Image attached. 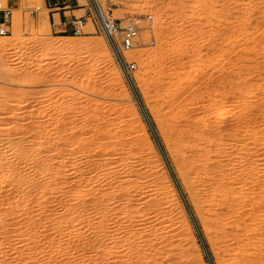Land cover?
Returning a JSON list of instances; mask_svg holds the SVG:
<instances>
[{
  "label": "rangeland",
  "instance_id": "374dc122",
  "mask_svg": "<svg viewBox=\"0 0 264 264\" xmlns=\"http://www.w3.org/2000/svg\"><path fill=\"white\" fill-rule=\"evenodd\" d=\"M2 2L0 264H264V0H103L139 27L129 72L94 14L75 36Z\"/></svg>",
  "mask_w": 264,
  "mask_h": 264
},
{
  "label": "bare ground",
  "instance_id": "6f19581e",
  "mask_svg": "<svg viewBox=\"0 0 264 264\" xmlns=\"http://www.w3.org/2000/svg\"><path fill=\"white\" fill-rule=\"evenodd\" d=\"M81 1H82V2H81L82 5H85V4L88 3V2L92 4V6H93V8H94V10H95V14H96L97 17H98V20H99V22H100V24H101V27H102L103 31L105 32V34H106V36L108 37V39H109L110 43L112 44V46H114V44H115V35H116V34H115V32H113V36H111L110 33H109V30H108V29L106 28V26H105V23H104V22H107V21H108V18H107V16H106L105 13H104V9H105V8H104V6H103V0H81ZM37 7H38V9L40 8L39 6H37ZM37 7H36V8H37ZM32 9H33V8H32ZM40 9H41V8H40ZM39 13H41V15L45 16V17H43V18L40 19V23H42V24H44V25H48L49 21H48V18L46 17V16H47V15H46V11L43 10V11H41V12H39ZM42 24L40 25V27L42 26ZM87 24H88L89 27H92V24H91L90 21H89ZM36 27H37V26H36ZM257 40H258V39H257ZM0 43H1V41H0ZM2 43H3V42H2ZM55 44H56V43H55ZM55 44L53 45L55 48H57L58 46H60V47H61V46H64L63 44L61 45V44H59V43L57 44V46H55ZM257 44H258V43H257ZM259 46H260V44H259ZM60 47H59V48H60ZM75 47H76V46H75ZM75 47H74V48H75ZM259 48H260V47H259ZM130 51H131V50L125 51L124 54H123V55L120 54V56H119V54H118V58H119V60L121 61L122 64L124 63V61H128V60L134 55V53H133L132 51H131V52H130ZM230 51H231V50H230ZM233 59H234V58H233ZM247 59H248V58H247ZM123 60H124V61H123ZM248 61H249V59H248ZM248 61H247V62H248ZM228 62H230V61H228ZM232 63H233V61H232ZM229 64H230V63H229ZM254 64H255V63H254ZM254 64H253V65H254ZM123 65H124V64H123ZM243 65H244V64H243ZM228 66H229V65H228ZM245 66H246V65H245ZM122 67H123V66H122ZM230 67H231V66H230ZM230 67H229V68H230ZM229 68H228V70H229ZM235 68H236V67H235ZM245 68H247V67H245ZM248 68H249V67H248ZM123 70H124V69H123ZM225 70H226V71H224V73L228 71L227 69H225ZM230 70H233V69H230ZM241 70H243V69H241ZM241 70H239L240 73L238 74V76H241V75H242V74H241ZM214 71H215V70H214ZM218 71H219V69H218ZM221 71H222V70H221ZM233 71H234V70H233ZM233 71H231V72L233 73ZM234 72H236V71H234ZM260 72H261V71H260ZM224 73H223V74H224ZM228 73L230 74V72H228ZM242 73H244V71H242ZM223 74H222V75H223ZM226 74H227V73H226ZM229 74H228V76H229ZM240 74H241V75H240ZM244 74H245V73H244ZM127 75H128V74H127ZM232 75H236V73H234V74H232ZM245 75H246V74H245ZM213 77H214V76H213ZM224 77H225V76H224ZM231 77H233V76H231ZM229 78H230V77H229ZM127 79H128V81H129V83L133 86V83H134L133 76L128 75V76H127ZM218 79H219V78H218ZM221 79H222V78H221ZM222 80H223V79H222ZM245 81H246V80H245ZM134 85H135V84H134ZM134 90H135V89H134ZM223 101H224V100H223ZM217 105H218V104H217ZM207 106H208V105H207ZM223 107H225V105L222 106V107L220 106V109H217V110H221ZM226 108H227V107H226ZM223 109H225V108H223ZM228 109H229V108H228ZM228 109H226V110H228ZM144 110H145V109H144ZM211 110H213V109L211 108ZM229 110H230V109H229ZM214 111H215V110H214ZM214 111H212V112H214ZM223 111H224V110H223ZM231 111H232V110H231ZM231 111H229V112H231ZM215 112H216V111H215ZM221 112H222V111H221ZM221 112L218 111L217 113L220 114ZM229 112H228V111L226 112L227 115H223V112H222V116H220V117L218 116V117H217V118H219V119H217V120H218V121L220 120L219 122H220L221 124H220L219 122H218V123H215V125H214L213 123H210L211 126L208 124V125L210 126V129H208V130L216 131V132H217V135H219L218 132H222V131H226V130H228V129H226L227 126H225V124L228 122L227 119H228L229 115H231L230 118H233L232 114L229 113ZM219 114H218V115H219ZM224 114H225V111H224ZM228 114H229V115H228ZM208 116H209V115H208ZM240 116H242V115H240ZM243 116H244V115H243ZM243 116H242V117H243ZM209 118H210V117H209ZM238 118H239V117H238ZM240 118H241V117H240ZM248 118H249V117H248ZM241 119H242V118H241ZM207 120H208V118H207ZM212 120H213V119H212ZM230 120H231V119H230ZM248 120H249V119H248ZM238 121H239V120H238ZM242 121H244V120L242 119ZM212 124H213V125H212ZM85 125H86V124H85ZM87 125H88V124H87ZM237 125H238V124H237ZM239 125H240V124H239ZM241 125H242V124H241ZM66 126H67V125H66ZM91 126H92V125H91ZM67 127H68V126H67ZM67 127H66V128H67ZM71 127H72V126H71ZM75 127H76V125H74V129H75ZM78 127H79V126H77V128H78ZM93 127H94V126H93ZM222 127H223V128H222ZM72 128H73V127H72ZM77 128H76V129H77ZM82 128H83V126H82ZM82 128H80V129H82ZM86 128H87V126H86ZM86 128H84V130H86ZM205 128H206V127H205ZM208 128H209V127H208ZM211 128H213V129H211ZM228 128H229V127H228ZM241 128H242V127H241ZM67 129H68V128H67ZM69 129H70V128H69ZM93 129H94V128H93ZM93 129H92V130H93ZM225 129H226V130H225ZM237 129H238V128H237ZM77 130H79V129H77ZM84 130L82 129V131H84ZM88 130H89V129H88ZM206 130H207V129H206ZM208 130H207V131H208ZM70 131H72V129H71ZM80 131H81V130H80ZM82 131H81V132H82ZM213 131H212V132H213ZM72 132H74V130H73ZM72 132H70V134H71V136L74 135L75 139H76V136L79 137V136H81L82 134H84V133L82 132L81 135H79V134H78V135H77V134L75 135V134L72 133ZM75 132H76V130H75ZM216 132H215V133H216ZM229 132H232V133L234 134V132L231 131V130H229ZM78 133H80V132L78 131ZM198 134H199V133H198ZM201 134H202V133H201ZM205 134H206V133H205ZM220 134L222 135L223 133H220ZM229 134H231V133H229ZM68 135H69V134H68ZM106 135H107V133H106V134H102L103 139H106V138H104ZM195 135H196V132H195ZM199 135H200V134H199ZM211 135H212V134H210V136H211ZM214 135H215V134H214ZM223 135H224V134H223ZM99 137H100V139L102 140L101 136H99ZM108 137H109V136H108ZM110 137H111V136H110ZM197 137H198V136H197ZM56 138H58V137H56ZM70 138H71V137L68 138L69 141L71 140ZM191 138H192V140H193V138L195 139V137H191ZM68 139H67V140H68ZM75 139H73V137H72V140L75 141ZM78 139H79V138H78ZM108 140H109V138H108ZM192 140H191V141H192ZM69 141H68V142H69ZM74 141H72V142L74 143ZM76 141H77V140H76ZM76 141H75V143H77ZM78 141H79V140H78ZM106 141H107V139H106ZM106 141H105V142H106ZM193 141H194V143H195V140H193ZM193 141H192V142H193ZM70 142H71V141H70ZM90 142H91V141H90ZM90 142L86 143V141H84V142H82L84 146L81 145L82 143L79 145V146H82V147H83V150H82V151H84V149H85V151H86V148H88L87 145L89 146V143H90ZM105 142H104L103 144H105ZM85 143H86L87 145H86ZM68 144H69V146H70V143H68ZM77 144H79V143H77ZM103 144L101 143V145H103ZM107 144H109V143H106V146H108ZM255 144H256V143H255ZM54 145H55V144H54ZM75 145H76V144H74V146H75ZM85 145H86V148H85ZM91 145H92V144H90V146H91ZM94 145H95V144H94ZM196 145H197V144H196ZM198 145H199V144H198ZM198 145H197V146H198ZM256 145H257V144H256ZM90 146H89V147H90ZM193 146H194V144H193ZM75 147H76V146H75ZM91 147H92V146H91ZM98 147H100V145H99ZM104 147H105V145H104ZM257 147H258V145H257ZM79 148L82 149L81 147H79ZM73 149H74V147H73ZM88 149H89L88 151L91 152L90 148H88ZM91 149H92V148H91ZM94 149H96V148L94 147ZM94 149H93V150H94ZM74 151H75V149H74ZM79 151H80V150H79ZM85 151H84V152H85ZM98 151H99V150H98ZM98 151H97V153L94 154L93 156L96 157V155H98V153H99ZM70 152H71V151H70ZM204 152H205V151H204ZM208 152H210L209 149H208ZM73 153H74V152H73ZM205 153H206V152H205ZM202 154H203V153H202ZM261 154H262V153H261ZM88 155H90V154L87 153V158H86V159H88V157H89ZM103 155H104V154H103ZM203 155H204V154H203ZM208 155H209V154H208ZM248 155H249V154H248ZM255 155H256V154H255ZM262 155H263V154H262ZM93 156L90 155L89 158L91 159ZM99 156H100V154H99ZM99 156H98V157H99ZM201 156H202V155H201ZM201 156H200V157H201ZM205 156H207V154H205ZM205 156L203 157V160H202V161H204V160L207 159V158L209 159V157L205 158ZM259 156H260V154H259ZM101 157H102V155H101ZM103 157H106V156H103ZM103 157H102V158H103ZM256 157H257V156H256ZM99 158H100V157H99ZM106 158H107V157H106ZM201 158H202V157H201ZM204 158H205V159H204ZM144 159H145V158H144ZM248 159H250V158H248ZM248 159H247V160H248ZM258 159H259V158H258ZM100 160H101V159H100ZM104 160H106V159H104ZM104 160H102V161H104ZM108 160H109V159H108ZM198 160H199V159H198ZM209 160H210V159H209ZM261 160H262V158H261ZM85 161H86V160H85ZM96 161H97V160H96ZM102 161H101V163H102ZM206 161H208V160H206ZM88 162L90 163L91 161H88ZM98 162H99V161H98ZM105 162H107V161H105ZM244 162H245V161H244ZM91 164H92V163H91ZM99 164H100V163H99ZM99 164H98V165H99ZM105 164L107 165V163H105ZM105 164H104V165L101 164L102 167L105 166ZM89 165H90V164H89ZM92 165H93V164H92ZM96 165H97V164H96ZM249 165H251V164H249ZM149 166H150V165H149ZM205 166H206V165H205ZM209 166H210V165H209ZM216 166H219V165H216ZM241 166H242V165H241ZM247 167H248V166H247ZM254 167H255V166H254ZM59 168H60V167H59ZM242 168H244V167H242ZM242 168H241V169H242ZM250 168H251V170H253V166H250ZM250 168H248V169L250 170ZM255 168H256V167H255ZM245 170H247V168L241 170L240 175H241V174H242V175L245 174V175H243V176L246 177V173H247V176H248L247 178H250V179H251V178H252V177H250V176H252L251 171L249 172V170H248L247 172H245ZM148 171H149V170H148ZM244 172H245V173H244ZM253 172H254V171H253ZM253 172H252V173H253ZM257 172H258V171H257ZM82 173H83V172H82ZM57 174H58V173H57ZM96 174H97V172H96ZM94 175H95V174H94ZM255 175H258V174L255 173ZM56 176H57V175H56ZM95 176H96V175H95ZM98 176H99V175H98ZM262 176H264V175H261V178H262L261 181L263 180L262 182H264V179H263ZM254 177H255V176H254ZM97 178H100V177H97ZM256 178H257V177H256ZM256 178H255V179L253 178L255 183H256V181H255ZM92 179H94V176H93ZM258 180H259V179H258ZM258 180H257L258 183H256V184L261 183V182L258 181ZM81 181H82V180H81ZM252 181H253V180H252ZM252 181H251V182H252ZM90 182H91V181H90ZM254 182H253V183H254ZM261 184H262V183H261ZM263 184H264V183H263ZM263 184H262V185H263ZM253 185H254V184H253ZM95 187H96V186H95ZM99 191H100V190H99ZM96 192H97V191H96ZM115 192H116V191H115ZM115 192H113V194H115ZM98 194H99V193H98ZM113 194H110V195H113ZM119 194H120V193H119ZM125 194H126V193H125ZM94 195H95V194H94ZM120 195H122V196H120ZM120 195H118V196H120V197H119L120 199H121L123 196H125V195H123V194H120ZM99 196H100V195H99ZM129 196H130V195H129ZM112 197H114V195H113ZM101 198H102V197H101ZM95 199H97V198H95ZM107 199H108V198H107ZM110 199H111V198H110ZM110 199H109V200H110ZM123 199H124V198H123ZM92 200H93V199H92ZM99 200H101V199H99ZM99 200H98V201H99ZM104 200H105V199H104ZM114 200H115V199H114ZM86 201H87V200H86ZM95 201H96V200H95ZM95 201H93V202H95ZM118 201H119V200H118ZM103 202H104V201H103ZM87 203H88V202H87ZM95 203H97V202H95ZM95 203H94L93 206H94V207H97L98 205L95 206ZM84 204H85V203H84ZM98 204H99V203H98ZM100 204H101V202H100ZM44 205H45V204H44ZM76 205H77V204H76ZM86 206H87V205H86ZM88 206H90V205H88ZM100 206H102V205H100ZM100 206H98V207H100ZM80 208H81V207H80ZM82 209H85V207L81 208V210H82ZM86 210H87V209H86ZM46 211H47V210H46ZM70 211H71V210H70ZM83 211H84V210H83ZM83 211H81V212L84 213ZM47 212H48V211H47ZM72 212H73V211H72ZM77 212H78V211H77ZM85 212H86V211H85ZM75 214H76V213H75ZM80 214H81V213H80ZM84 214H85V213H84ZM77 215L79 216L78 213H77ZM82 215H83V214H82ZM75 216H76V215H75ZM40 217H41V216H40ZM82 217H83V216H82ZM84 217H85V216H84ZM79 218H80V217H79ZM43 220H44V219H43ZM45 220H46V219H45ZM58 221H59V220H58ZM194 221H195V220H194ZM67 222H68V221H67ZM36 223H37V222H36ZM37 224H38V223H37ZM39 224H41V223H39ZM39 224H38V225H39ZM43 224H44V223H43ZM43 224H42V225H43ZM47 225H48V224H47ZM55 225H56V229H59L60 224L57 223V222H55ZM31 226H34V225H31ZM43 226H44V225H43ZM29 227H30V226H29ZM34 227H37V225H35ZM48 227H49V226H48ZM51 227H54V224H53ZM38 228H41V226L38 227ZM60 228H61V227H60ZM31 229H34V228H31ZM53 229H54V228H53ZM53 229H52V230H53ZM30 231H31V230H30ZM32 231H33V230H32ZM54 231H55V230H54ZM35 232H36V231H35ZM35 232H33V233L35 234ZM39 232H40V231H39ZM55 232H56V231H55ZM57 232H58V230H57ZM36 233H37V232H36ZM40 233H42V232H40ZM31 234H32V233H31ZM39 235H40V234H39ZM32 236H33V234H32ZM32 236H31V237H32ZM31 237H30V238H31ZM36 237L39 238L40 236H36V234H35V238H36ZM32 238H33V237H32ZM32 238H31V240H32ZM35 238H33L34 241H35ZM36 239H37V238H36ZM45 240H46V239H45ZM126 240H127V239H126ZM36 241H37V240H36ZM38 241L41 242L42 240H41V239H38ZM40 242H38V243H40ZM44 242H45V241H44ZM31 243L33 244V243H36V242L31 241ZM132 243H133V241H132ZM43 244H44V243H43ZM130 244H131V242H130ZM37 245H38V244H37ZM70 245H71V244H70ZM93 245H94V244H93ZM131 245H132V244H131ZM39 246H41V244L38 245V247H39ZM42 246H43V245H42ZM66 246H67V245H66ZM128 246H129V245H128ZM143 246H144V245H143ZM184 246H185V245H184ZM33 247H35V245H33ZM33 247H32V250H36V249H33ZM38 247H37V250L40 249V248H41V251L44 250V249L42 250V247H40V248H38ZM132 247H133V246H132ZM29 248H30V247H29ZM43 248H44V247H43ZM87 248H88V247H87ZM186 248H187V247H186ZM184 249H185V248H184ZM30 251H31V249H30ZM28 252H29V251H28ZM32 252H33V251H32ZM36 252H37V251H35V254L39 253V252H37V253H36ZM35 254H34V255H35ZM37 255H38V254H37ZM36 257H37V256H36ZM32 258H33V257H32ZM30 259H31V258H30ZM33 260H34V259H33ZM35 260L37 261V259H35ZM31 261H32V260H31ZM36 261H35V262H36ZM41 261H42V260H41ZM46 261H47V260H46ZM32 262H34V261H32ZM35 262H34V263H35ZM42 262H43V261H42ZM44 262H45V261H44ZM39 263H40V262H39ZM39 263H38V264H39ZM46 263H47V262H46ZM48 263H49V262H48ZM40 264H41V263H40ZM42 264H43V263H42ZM44 264H45V263H44Z\"/></svg>",
  "mask_w": 264,
  "mask_h": 264
},
{
  "label": "built area",
  "instance_id": "2783aa9c",
  "mask_svg": "<svg viewBox=\"0 0 264 264\" xmlns=\"http://www.w3.org/2000/svg\"><path fill=\"white\" fill-rule=\"evenodd\" d=\"M84 7L88 6L85 5ZM36 10H38V8ZM36 10H32L30 12L33 14ZM12 12V6L8 4L4 5L2 0H0V35L2 36L8 33L7 26L10 22ZM93 14L98 20V17L95 14V10L91 4L90 7L86 9L84 15L72 18L65 25L66 30L64 32L69 30L75 36L83 34V29L86 25L87 19H91L93 23ZM146 19L151 22L152 15H147ZM104 23L111 36H113V32L120 33V43L123 51L131 50L135 47L139 37V27L137 26L136 21L128 20L127 23L123 24V21L121 19H111ZM153 42V40H150L149 44H153ZM124 65L127 72L135 68L134 62L128 63L127 61H124Z\"/></svg>",
  "mask_w": 264,
  "mask_h": 264
},
{
  "label": "crops",
  "instance_id": "0c3cea01",
  "mask_svg": "<svg viewBox=\"0 0 264 264\" xmlns=\"http://www.w3.org/2000/svg\"><path fill=\"white\" fill-rule=\"evenodd\" d=\"M45 4L49 7V20L53 22V26L64 32L65 25L74 17H78L82 11L86 12L87 7H80L78 0H45ZM82 16V15H79ZM48 20V21H49Z\"/></svg>",
  "mask_w": 264,
  "mask_h": 264
},
{
  "label": "water",
  "instance_id": "95a60500",
  "mask_svg": "<svg viewBox=\"0 0 264 264\" xmlns=\"http://www.w3.org/2000/svg\"><path fill=\"white\" fill-rule=\"evenodd\" d=\"M156 141H157V144H158V146H159L161 152L163 153V150H162V147H161V144H160L158 138H156ZM198 233H199V237L201 238V237H202V236H201V233H200V232H198Z\"/></svg>",
  "mask_w": 264,
  "mask_h": 264
}]
</instances>
